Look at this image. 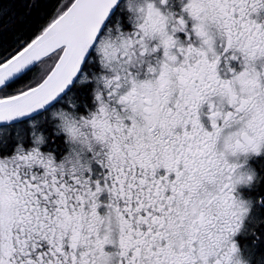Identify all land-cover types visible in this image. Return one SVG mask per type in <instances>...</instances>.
<instances>
[{
  "label": "snow or ice",
  "instance_id": "snow-or-ice-1",
  "mask_svg": "<svg viewBox=\"0 0 264 264\" xmlns=\"http://www.w3.org/2000/svg\"><path fill=\"white\" fill-rule=\"evenodd\" d=\"M0 264H264V0H0Z\"/></svg>",
  "mask_w": 264,
  "mask_h": 264
}]
</instances>
